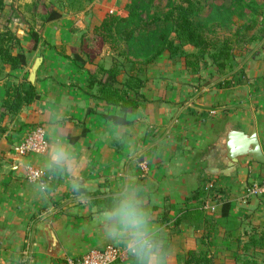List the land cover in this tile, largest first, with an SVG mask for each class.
I'll return each mask as SVG.
<instances>
[{
  "label": "crops",
  "instance_id": "0c3cea01",
  "mask_svg": "<svg viewBox=\"0 0 264 264\" xmlns=\"http://www.w3.org/2000/svg\"><path fill=\"white\" fill-rule=\"evenodd\" d=\"M127 3L15 0L9 7L23 19L15 28L23 48L32 31L45 44L27 66L0 81L1 108L6 87L28 80L33 61L42 58L32 84L38 98L16 115L0 109V264H64L107 246L128 251V237L108 238L104 217L125 191L134 194L166 264H184L190 251H208L216 264L232 262L238 234L247 229L245 214L252 218L253 208L264 206V199L244 193L253 179H264V167L249 158L241 159L230 177L206 174L210 150L228 126L241 124L249 132L255 124L264 154V48L256 52L260 59L242 66L246 82L230 88L220 86L223 77H210V69L185 67L165 52L142 68L144 100L122 114L119 107L98 102L97 85L89 87L87 72L59 50L65 47L69 54L84 38L96 54L94 63L111 68L114 54L93 29L106 15L126 16ZM52 12L59 17L42 20ZM126 79L127 71L120 73L119 80ZM104 115L124 116L127 124L115 125ZM36 126L45 130L47 151L16 156L15 147ZM57 146L71 157V169L51 163ZM28 167L44 172L40 182L27 179ZM250 171L254 177L247 176ZM47 224L61 247L59 256L47 253ZM131 256L117 264H130Z\"/></svg>",
  "mask_w": 264,
  "mask_h": 264
},
{
  "label": "trees",
  "instance_id": "16d2710c",
  "mask_svg": "<svg viewBox=\"0 0 264 264\" xmlns=\"http://www.w3.org/2000/svg\"><path fill=\"white\" fill-rule=\"evenodd\" d=\"M216 1H227L228 4L219 5ZM3 9L4 1L0 0V16ZM58 17V13L52 12L42 20L47 22ZM235 25L237 27L229 37H216L217 32ZM250 32L253 33L242 42ZM93 34L114 54L111 68H100L94 63L96 54L84 38L78 48L68 49L69 54H66L65 47H60V54L87 72L89 87L95 84L98 87V102L106 107H119L122 114H126L134 111L144 100L139 93L144 83L140 77L142 68L153 64L165 52L170 59L183 60L185 67L210 69V77L217 80L223 77L219 82L223 88L244 84L243 69H234L239 65L238 58L242 60L249 54H255L247 44L264 42V3L259 4L255 0H167L162 6L161 0H128L126 16L106 15L93 29ZM28 35L29 45L24 49L18 33L8 28L0 30V81L13 77L18 69L27 66L39 44H45L36 32ZM185 46L192 47L194 52L187 53ZM48 47L57 50L55 46ZM86 66H94V70L88 71ZM124 71H127V79L121 81L119 75ZM26 80L23 77L21 83L6 87L0 108L3 112L16 115L38 98L34 86ZM129 92H133L134 97H130ZM104 117L115 125L127 124L124 116ZM241 249V255L235 252L232 256L233 264H258L252 254L260 251L264 256V236L256 239L248 235ZM250 251L252 254L249 256ZM129 260L130 264H139L133 255ZM184 264L216 263L208 251H190Z\"/></svg>",
  "mask_w": 264,
  "mask_h": 264
},
{
  "label": "clouds",
  "instance_id": "9594fccd",
  "mask_svg": "<svg viewBox=\"0 0 264 264\" xmlns=\"http://www.w3.org/2000/svg\"><path fill=\"white\" fill-rule=\"evenodd\" d=\"M54 166L72 167V159L63 147L57 146L50 152ZM78 184L74 190L78 191ZM105 229L109 239L128 237L127 249L139 264H166L165 258L156 250L146 229L144 214L138 208L133 193L118 194L111 210L104 213Z\"/></svg>",
  "mask_w": 264,
  "mask_h": 264
},
{
  "label": "water",
  "instance_id": "95a60500",
  "mask_svg": "<svg viewBox=\"0 0 264 264\" xmlns=\"http://www.w3.org/2000/svg\"><path fill=\"white\" fill-rule=\"evenodd\" d=\"M42 58L37 57L29 71L28 82L33 84ZM250 158L252 161L264 165V154L259 143L255 124L248 132L241 124L228 126L222 133L219 141L210 150L207 158L206 174L211 176L223 175L230 177L239 167L240 160ZM44 232L48 245L47 253L59 256L61 247L49 224L45 225ZM63 258L65 255H62Z\"/></svg>",
  "mask_w": 264,
  "mask_h": 264
},
{
  "label": "rangeland",
  "instance_id": "374dc122",
  "mask_svg": "<svg viewBox=\"0 0 264 264\" xmlns=\"http://www.w3.org/2000/svg\"><path fill=\"white\" fill-rule=\"evenodd\" d=\"M3 1H4V9L2 11V16H0L1 17L0 18V30H3L5 28H8L10 31H12L14 33H17L18 30H15V28H18L19 26L17 25V21L16 20H18V24H19L23 19L17 13V10L16 9H14V8L13 9H10L9 8V7L12 6V3L15 0H3ZM36 1L39 2L40 0H36ZM166 1L167 0H161V5L164 6L166 4ZM255 1L257 3H259V4L264 3V0H255ZM215 3L216 4H219V5H221V4L222 5H224V4L227 5L228 4L227 1L226 2L216 1ZM42 9L43 8H41L40 10H42ZM206 11H208V8H206ZM236 27H237V25L232 26L230 29H226V30H224L222 32H217L216 37H218L219 39H221L223 37H229L230 34L236 29ZM256 30L257 29H255L254 31L256 32ZM252 33L253 32H250L248 34V36H246L244 38V40H242V42L246 41L248 39L249 35H251ZM250 44L251 43L247 44V48L250 49L252 52H254L255 50L258 51V49L260 47H262V48L264 47V42H260V43H257L255 45H252V44L250 45ZM186 49H193V48L187 47ZM256 51L254 52L255 53L254 55L249 54V57L248 56H245V58H243L242 60L238 58L237 63H239V65L237 66L236 69H234V71L237 70V69H243L242 66L243 65L245 66V64L248 63L249 60H251V58H254L255 57L256 59H260V58H257L258 56H257ZM259 57H261V56H259ZM256 59L254 61H257ZM259 61H262V60H259ZM30 68H31V66H30ZM30 68H29V71H30ZM243 71H244V69H243ZM26 81H28V80H26ZM25 84L26 83H24V85ZM249 170L247 169V171H249ZM250 174L252 175V177H254V174L255 173H252V171H250V172L247 173V176L250 177ZM253 180L246 185L245 190H244V193H246V191L249 188V185L251 183L254 184L253 183ZM261 206H263V205H260L259 208L258 207L253 208V210H252V218L251 217H247L246 214H245V217L246 218L244 219V222L247 223V229H245L243 227L242 233L240 232L238 234V241H237L236 244L234 243L235 244L234 247L236 246V250H233L230 253V256L231 257L234 255L235 252L238 255H241V253H242L241 246L245 243V241L247 242L248 235H250V236L252 235V237L253 238H256V239H258L260 237V235L264 236V208H261ZM239 227L242 228V226H240V224H239ZM234 237H237V236H234ZM244 239H246V240H244ZM249 253L252 254L251 251L248 252V254ZM250 254H249V256H250ZM252 256H253V259H255L256 262H258V264H261L262 261H264V256H262V252H260V251L259 252H256V253L254 252V255L252 254ZM211 258H213V255H211ZM219 261H220L219 262L220 264H233L232 262H225V263H223V261H221V260H219Z\"/></svg>",
  "mask_w": 264,
  "mask_h": 264
},
{
  "label": "built area",
  "instance_id": "2783aa9c",
  "mask_svg": "<svg viewBox=\"0 0 264 264\" xmlns=\"http://www.w3.org/2000/svg\"><path fill=\"white\" fill-rule=\"evenodd\" d=\"M48 149L45 130L42 127H34L29 130L24 140L14 149L18 157L27 155H39ZM27 179L32 182H40L44 172L31 167L27 168ZM248 197L264 199V179L260 183H254L246 191ZM132 255L129 251H121L114 246H107L101 250H91L78 259H66L65 264H115L124 261Z\"/></svg>",
  "mask_w": 264,
  "mask_h": 264
}]
</instances>
